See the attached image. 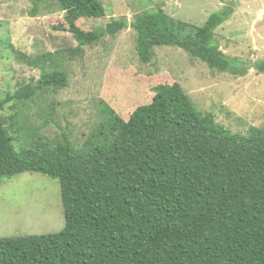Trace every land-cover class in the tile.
I'll return each mask as SVG.
<instances>
[{
	"label": "trees",
	"instance_id": "obj_1",
	"mask_svg": "<svg viewBox=\"0 0 264 264\" xmlns=\"http://www.w3.org/2000/svg\"><path fill=\"white\" fill-rule=\"evenodd\" d=\"M79 49L132 27L137 52L149 64L158 47L178 48L210 69L234 73L235 60L215 43L232 9L195 27L163 10L131 24L112 20L82 30L81 19L106 14L100 0H56ZM36 15L42 0H31ZM14 49V47L12 46ZM50 55L30 64L41 67ZM264 74V60L252 64ZM35 86L0 97V185L23 173L60 184L65 227L59 233L0 238V264H264V131L232 133L211 113L198 111L179 83L161 84L148 105L125 121L106 106L107 126L77 149L72 139L39 137L16 151L20 133L8 107L32 102L53 87L68 86L66 72L41 67ZM244 74V71H238ZM10 123H9V122Z\"/></svg>",
	"mask_w": 264,
	"mask_h": 264
},
{
	"label": "rangeland",
	"instance_id": "obj_2",
	"mask_svg": "<svg viewBox=\"0 0 264 264\" xmlns=\"http://www.w3.org/2000/svg\"><path fill=\"white\" fill-rule=\"evenodd\" d=\"M100 1L105 16L79 20L82 30L120 19L131 24L138 15L158 10L201 27L212 14L231 8L229 20L216 30L215 43L235 60L234 73L210 69L172 47L156 48L153 60L143 63L132 27L79 49L70 33L53 28L64 22L56 0H42L36 15L31 0H0V97L21 86H35L41 67L68 75L67 87H51L32 102L3 112L7 120L15 116L20 128L13 142L16 151L33 148L39 137L61 139L63 134L82 151L86 141L107 126L106 106L128 121L138 107L152 102L153 89L161 84L179 83L198 111L213 114L232 133L248 135L255 127L264 131V74L252 67L264 60V0ZM46 54L50 57L41 67L30 64ZM65 224L57 179L23 173L0 185V238L59 233Z\"/></svg>",
	"mask_w": 264,
	"mask_h": 264
}]
</instances>
